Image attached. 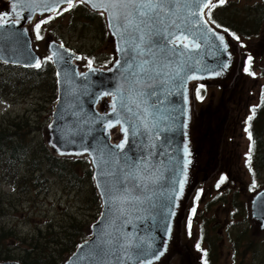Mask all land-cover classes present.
<instances>
[{
	"label": "water",
	"instance_id": "95a60500",
	"mask_svg": "<svg viewBox=\"0 0 264 264\" xmlns=\"http://www.w3.org/2000/svg\"><path fill=\"white\" fill-rule=\"evenodd\" d=\"M14 3L0 0V62L38 69L35 63L39 60L42 65L43 56L35 48L33 27L36 20L57 13L45 11L43 5L31 13L22 6L14 10ZM81 4L101 13L89 3ZM65 7L67 3L59 10ZM196 10L193 5L191 11ZM129 11L135 15L133 9ZM208 11L204 9L201 17H195L188 8L177 5L173 7L175 14L165 10L164 25L152 29L141 25L140 30L133 25L127 32L120 27L123 19L110 27L105 12L114 57L107 68H82L81 54L52 36L46 39L44 47L52 57L57 83V101L45 131L46 146L58 158L89 159L101 203L100 215L88 226L89 237L62 264H94L87 253L102 230L110 234L105 238L112 241L108 247L115 251L97 257V261L140 264L150 260L151 264H161L169 254L185 204L197 186L211 177L218 155L206 129L197 130L193 86L215 83L227 87L241 61L239 46L208 19ZM197 19L207 20V26H193ZM172 20L182 28H191L196 36L185 31L187 40L168 43L172 39L168 32L180 34L171 26ZM157 28L161 34H152ZM208 29L225 37L227 51L210 32L197 39ZM174 47L175 53L170 51ZM141 50L143 55L138 54ZM143 61H148L143 64L147 71L141 70ZM110 123L115 126L109 127ZM122 127L128 132L120 149L115 146L125 139ZM109 196L118 198L107 202ZM249 213L253 227L264 232V188L251 196ZM138 248H147V255L138 256ZM0 264L22 263L8 260Z\"/></svg>",
	"mask_w": 264,
	"mask_h": 264
},
{
	"label": "rangeland",
	"instance_id": "374dc122",
	"mask_svg": "<svg viewBox=\"0 0 264 264\" xmlns=\"http://www.w3.org/2000/svg\"><path fill=\"white\" fill-rule=\"evenodd\" d=\"M227 1L233 3L231 9L240 19L247 21L257 18L260 20L261 25L258 29V35H253L250 38L239 36L238 40L233 39L236 45L240 46L241 61L239 68L241 64L246 65L249 62L248 57H251L252 64L255 63L252 58L255 59L258 71L254 75H243L240 80H237L236 77L240 73L239 68H237L234 78L226 85L230 87L235 83L234 90H231L228 94L230 99L226 100L225 104L229 112L239 113L240 118L234 114L230 118L232 113H229L226 121L227 125L216 135H212L211 146L217 150L218 154L216 167L209 178L210 180L201 182L205 183L202 186L208 192L211 188H214V183L216 185L222 175L228 177L229 184H226V188L220 190L223 194H218L217 191H215V194H207L205 200L196 207V218L187 225L184 220L192 195L190 196L182 211L180 226L177 230L175 229V238H173L170 252L161 264H203L204 253L210 251L209 241L214 242L216 246V248L213 247V250L217 264H264V232L253 227V222L249 216L251 196L264 188V169L258 170V178L255 177V172L249 170L251 140L248 131H246L248 118L252 114L253 108L258 105L259 92L264 84V77L261 72V69L264 68V0ZM62 21H60V24L55 23L53 25L46 23L47 33L44 34V28L41 27L42 38L37 39L35 37V48L43 57L48 56L44 47L45 41L52 36L56 40L62 38L69 46L84 55L87 54V60L80 64L82 68H87L92 63L102 67H108L112 63V46L109 38L107 41L102 40L93 31L81 32L79 29L70 31L67 28L66 21L63 23ZM56 35L60 37H56ZM194 87H198L197 84ZM222 87L224 86L213 83L201 87V89L203 88V95H199V98L196 93L194 114L197 130L201 128V121H198L199 108L207 109L209 108L206 107L207 104H210L211 108H216L222 96ZM10 91L11 94L8 91L0 94V123L5 122L7 118H23L25 120L34 118L42 121L43 130L38 138L46 141L45 131L47 125L51 122V114L57 101V91L53 97H50L49 92L39 93L34 91L23 95L21 90L18 92L15 89ZM210 115L212 116L213 113ZM207 146H209L208 143ZM219 156L220 168L217 171ZM89 164L91 166L90 161ZM254 179L259 182L257 188L252 187L256 182ZM49 183V191L43 193L32 192L25 195L23 192H18L19 190L16 191L12 185L0 176V195L7 202L14 199L12 204L19 206L16 216L9 219L5 218L4 221L8 220L20 232L28 234L38 226L44 227L52 219L57 221L64 219L67 213L75 214L80 219L89 217V211L80 208L81 201L76 196V194H84V189L80 193L79 191L65 190L63 185L54 183L52 178H50ZM232 189H235L234 193L231 191ZM227 190L231 192L224 194ZM19 194H24V196ZM211 199L216 201L208 207L207 205ZM66 209L70 211L66 212ZM99 215L100 213L97 218ZM89 219L92 223L97 220ZM200 230H205L206 242L203 247L199 245V248H197V245L201 243ZM88 237L87 231L86 239ZM183 252L184 254H182Z\"/></svg>",
	"mask_w": 264,
	"mask_h": 264
},
{
	"label": "trees",
	"instance_id": "16d2710c",
	"mask_svg": "<svg viewBox=\"0 0 264 264\" xmlns=\"http://www.w3.org/2000/svg\"><path fill=\"white\" fill-rule=\"evenodd\" d=\"M232 4L226 0L223 5L211 9L210 21L214 20L215 25L219 24L221 28H227L229 33H235L238 37L250 38L258 35L260 20L240 19L233 13ZM61 12L62 14L55 15V18L48 23L60 24L63 20L62 23L66 21L70 31L78 29L81 32L93 31L100 39L108 40L103 17L89 11L84 5L78 3L71 10ZM41 27L44 28V34L47 33L45 24ZM42 29L40 36L43 33ZM56 37L60 36L56 35ZM59 39L62 40V38ZM47 58L45 57L39 69H24L0 63V94L4 91L11 94L10 90L15 89L16 92L21 90L23 95L37 91L49 92L50 97H53L57 91L55 70ZM252 61L255 63L241 64L240 73L237 76L239 80L241 76L249 74L245 71L246 67H250V71L254 74L258 71L255 59L252 58ZM261 72L264 77V68ZM259 94L258 105L250 115L252 119L248 118L247 121V131L252 134L249 167L256 173V178H258V170L264 169V84ZM199 95H203L201 88ZM42 130V121L34 118L31 120L7 118L5 122L0 123V176L16 191L19 190L18 192H23L25 195L49 191L50 178L54 183L63 185L68 191L80 193L84 189V194H76V196L81 201L80 208L89 211V217L80 219L75 214L67 213L66 217L60 221L52 219L44 227L38 226L31 233L23 234L8 220L4 221L5 218L16 216L19 206L12 204L14 199L7 202L0 195V262L16 260L22 264H61L86 239L87 228L92 223L89 218L97 219L101 210V203L93 184V171L88 159L54 156L47 148L45 141L38 138ZM207 139L212 144V138L209 136ZM256 183H258L257 180ZM19 195L24 196V194ZM203 240L206 241L205 230L201 237V241ZM209 246L210 251L205 252L206 255L204 253L203 264H217L213 250V247L216 248L214 242L209 241Z\"/></svg>",
	"mask_w": 264,
	"mask_h": 264
},
{
	"label": "snow or ice",
	"instance_id": "6c2138e0",
	"mask_svg": "<svg viewBox=\"0 0 264 264\" xmlns=\"http://www.w3.org/2000/svg\"><path fill=\"white\" fill-rule=\"evenodd\" d=\"M226 2V0H15L14 3V10L16 7H23L24 9L28 10L30 13L34 12V9L36 7H40V5H43L44 10L48 12H55L58 15L62 14V12L59 10V6L61 4L67 3L68 7L63 9V11H69L73 7L77 6L78 3H89L92 8L98 10L101 12V14H104L107 12L109 14V26L110 27H115L114 22L119 21L123 19L124 23L120 25L124 29L125 32L128 31V28L133 26L137 29L140 30V26L144 25L145 27L152 29L153 26L155 25H164V14L165 10H168V13L175 14L173 12V7L177 5H183L184 7L188 8L190 10V15L195 16V17H201L203 15V10L204 9H209L207 15L208 19L211 20L212 12L211 9H214L215 7L219 5H223ZM195 5L197 10L196 11H191L192 6ZM129 9H133L135 15L133 16V12L129 11ZM23 18V17H21ZM54 16H49L47 19L41 20L35 24V32L37 39H41L42 37L40 36V30H41V25L48 23L51 19H54ZM134 20H137L134 24ZM201 23H203L205 26H207L208 21L207 20H202V19H197L192 22L193 26H198ZM212 23H215L213 20ZM171 26H174L176 29H179L180 34L177 35L175 32H168V36L172 37L168 41V43H172L175 45L176 40H187L188 36L184 35V32L187 31L191 35L196 36V33L191 31V28H182L180 24H177L175 20L171 21ZM216 28H221V25L216 24ZM224 32H228L229 30L227 28L223 29ZM117 32H119V28H117ZM211 33L215 38L220 42L221 45H223V49L227 51L228 44L225 40V37L223 35H220L216 32H214L212 29H208V32H204L202 36H198L197 39H202L207 37L208 33ZM116 34V33H114ZM154 35H159L161 34V29L157 28L155 31L152 32ZM232 35L235 39H239L238 36H236L235 33H229ZM121 37L123 38V34L121 33ZM141 41H143L144 37L141 36L139 37ZM205 42L207 40L205 39ZM184 48H188V44H183ZM195 48H199L200 45L198 43L194 44ZM136 49H140V45H136ZM122 48H118V51H122ZM173 53L177 51V49L174 47L171 49ZM138 54L143 55L142 50L138 52ZM55 55V53H54ZM48 60H51L52 57H48ZM249 65L251 62V57H248ZM91 63V61H89ZM119 64V61H117ZM148 63V61H143L142 64L140 65L141 70L147 71L146 69H143V64ZM227 65H225L226 67ZM35 67L39 68L41 67V63L39 60L36 61ZM128 67L130 68L131 65L129 64ZM246 72H249V74L254 75L250 71V67L245 68ZM177 77H179L180 73H176ZM193 77H184L182 78L183 80L186 79H191ZM180 86V85H178ZM203 87V86H200ZM155 95V92L152 93ZM197 95L199 98V88L197 89ZM113 108L115 110V105H113ZM254 111V110H253ZM252 117H249V120H251ZM116 123H119L117 121ZM114 123H110L109 127H114ZM121 131L124 134L125 139L122 140V142L115 147L123 149L124 144L127 140V128L121 129ZM247 131V129H246ZM252 134L249 132V139L251 140ZM223 182V179L221 180V183ZM183 181H180V189H183ZM219 187V184L217 185ZM107 195V194H106ZM118 197L115 196H109V201H113L117 199ZM193 212H195V209H193ZM168 231H171V228L169 226ZM108 234L105 230H102L101 233L97 237V241L93 244L91 250L89 253H87V257L90 258L94 264H107V262L103 259H100L97 261V257H105L114 254V249L111 247H108L111 245L112 241L110 239H106L105 237L108 236ZM84 246L82 245L81 248ZM197 248H199V244L197 245ZM148 249L147 248H138L137 254L139 255H147ZM163 253L161 252L160 255ZM206 255V253H205ZM157 259L159 256L156 257ZM140 264H151L150 260H142L140 261Z\"/></svg>",
	"mask_w": 264,
	"mask_h": 264
},
{
	"label": "flooded vegetation",
	"instance_id": "af4514ba",
	"mask_svg": "<svg viewBox=\"0 0 264 264\" xmlns=\"http://www.w3.org/2000/svg\"><path fill=\"white\" fill-rule=\"evenodd\" d=\"M84 62L87 60V54L84 55ZM93 64V63H92ZM237 80H239V78H236ZM233 88H235V83L233 85H231L230 87H222L221 88V93L222 96L219 99V104L216 108H211L210 104H207L206 107H209L207 109L204 108H199L198 110V121H201V125L200 127H204V129H206V133H207V137H211L212 135H216L218 132H220L226 125H227V118H228V114L232 113V115L230 116V118L233 117V112H229L226 109V100L230 99L228 98V94L231 90H234ZM235 103V102H234ZM219 109V110H217ZM208 110V111H206ZM212 111V112H211ZM213 113V115L211 116L210 114ZM200 115V116H199ZM237 117L240 118V114H234ZM201 117V118H200ZM219 153V151H218ZM220 155V153H219ZM249 167V165H248ZM220 168V156H219V166L217 171ZM250 170V167H249ZM223 179V182L221 183V180ZM210 180V179H209ZM255 180V179H254ZM256 181V180H255ZM254 182V181H253ZM207 184V182H206ZM219 184V187H217V185ZM226 184H229V179L226 175H222V177L220 178V180L217 182V184L215 185L214 183V188H211L208 192L205 191L204 186L205 183H201L196 190L194 191V193L192 194L187 210H186V217H185V222L187 223V225L189 223H191L196 217V212H193V209H195L196 211V207L198 206V204L202 203L205 200L206 195H210V194H215V191L218 192V194H223L222 192H220V190L226 188ZM259 185V182L256 184V182H254V185L252 187H256ZM201 186V187H200ZM206 188V187H205ZM233 193L235 192V189L231 190ZM231 191H226L224 194H229ZM216 200L211 199L208 203V207L211 205V203L215 202ZM204 210V209H203ZM194 215V218H193ZM203 235V230H200V236L202 237ZM206 241H201V243H199V245L201 247H203L204 243ZM184 254V252L182 253Z\"/></svg>",
	"mask_w": 264,
	"mask_h": 264
}]
</instances>
